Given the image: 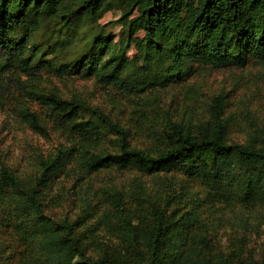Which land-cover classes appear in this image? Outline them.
Segmentation results:
<instances>
[{"label": "trees", "instance_id": "1", "mask_svg": "<svg viewBox=\"0 0 264 264\" xmlns=\"http://www.w3.org/2000/svg\"><path fill=\"white\" fill-rule=\"evenodd\" d=\"M112 1L0 0V88L6 70L29 75L48 69L59 76L81 72L138 98L131 112L140 115L122 124L82 98L24 88L48 113L45 119L24 107V121L41 134H47V126L58 131L66 144L40 158L32 174L18 175L0 164V234L11 239L8 249L23 252L24 264H106L108 256L114 264H213L204 210L264 207V127L250 130L243 142L230 141L221 94L209 104V118L195 125L156 115L155 104L159 92L190 75L195 64L242 68L249 57L264 62V0H123L119 20L125 40L115 42L99 29L74 61L55 64L42 56L34 39L37 29L53 19L66 26L82 17L95 21ZM131 44L143 67L126 56ZM132 130L147 135L146 147L131 145ZM126 168L162 181L150 190L138 181L126 192L106 188L99 214L87 194L72 220L46 213V205L55 200L54 181L61 176L72 179L73 186L102 169ZM166 174L195 180L202 194L187 192L185 183L177 192ZM97 231L115 242L108 248L98 240L102 256L92 260L83 240Z\"/></svg>", "mask_w": 264, "mask_h": 264}, {"label": "rangeland", "instance_id": "2", "mask_svg": "<svg viewBox=\"0 0 264 264\" xmlns=\"http://www.w3.org/2000/svg\"><path fill=\"white\" fill-rule=\"evenodd\" d=\"M65 1L73 4L80 0ZM122 7L123 0H113L112 7L95 21L82 17L68 26L60 19H53L34 32V39L41 44L42 56L55 64L74 61L88 49L99 29L110 33L115 42L122 37L125 40L126 30L119 20ZM24 30L20 29L18 33ZM142 35L141 31L137 32L138 37ZM126 56L135 59L137 66H144L133 44L126 50ZM3 75L0 88V164L10 167L18 175L34 173L40 158L53 154L58 146L66 144L58 131L47 126V134H41L24 121L21 114L24 107L36 111L42 118L48 115L45 109L26 94L24 88L52 90L67 99L82 98L122 124L131 116L134 119L140 116L131 112L138 98L104 87L93 77L88 78L81 72L59 76L48 69L29 75L6 70ZM159 93V100L155 104L156 115L169 116L178 121L181 119L184 123L194 125L209 118L208 106L216 95L221 94L225 104L223 117L229 123L230 141L243 142L250 130L264 127V62L253 57H249L242 68H215L195 64L190 75ZM148 106L144 105L143 111L146 110L150 116ZM129 140L132 146L138 148L146 147L149 142L144 132L134 130ZM104 148L112 150L110 145ZM165 178L171 184L174 183L172 187L175 186L177 192L182 191L179 184L185 183L187 192L198 191V194H202V186L195 180L179 175L177 178L171 177V174H166ZM158 180L157 176H143L130 168L102 169L84 181L73 182V186L72 179L61 176L54 181L51 189L55 200L49 201L45 211L55 219L72 220L81 209L79 199L87 194L92 196V209L99 214L102 212V203L99 201L103 199L102 194L106 188L115 186L126 192L127 186L138 181L148 190L158 186ZM159 181H162V177ZM209 209L204 210L202 217L205 219L212 263L217 264L221 259L228 264H264V207L244 210L214 205ZM94 220L95 216L89 218L80 229H85ZM86 235L88 236V232ZM6 240L7 236L0 234V264H24L26 257L23 252H16L14 246L8 249ZM98 240L102 244L106 243L108 248L115 242L101 231H97L93 238L86 237L83 246L89 259L95 260L102 256ZM7 241L10 245L11 239L8 238ZM109 254L110 251L107 256ZM106 262L114 264L109 256L106 257Z\"/></svg>", "mask_w": 264, "mask_h": 264}]
</instances>
